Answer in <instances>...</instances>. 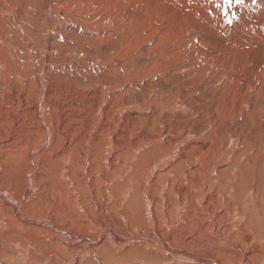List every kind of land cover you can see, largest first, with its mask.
<instances>
[{
    "label": "bare ground",
    "instance_id": "6f19581e",
    "mask_svg": "<svg viewBox=\"0 0 264 264\" xmlns=\"http://www.w3.org/2000/svg\"><path fill=\"white\" fill-rule=\"evenodd\" d=\"M155 1L158 5H160V6L164 5L165 6L163 8V10L165 9V13L163 11V13H164L163 16H165V18L164 17L163 18L166 19L167 23L169 22V25L172 26L170 32L168 33L170 35V37L168 36L170 39L172 37H174L173 35L175 33H177L176 32L177 27H180V25L182 23L184 24V22H186L188 20V18L191 19L193 16L195 17L194 12L196 11V12H199L196 14V16L198 14H200L202 19L204 20V21L202 20L204 24L202 25L201 30H203L204 32H210L211 34L212 33L216 34V39H218V41L217 42L215 41L217 43V44L215 43L216 46L209 47V50L206 51V53H204V55H198L197 51L199 50V48H200V51L203 50V49H201V46L199 47L200 44L197 45L198 46L197 51H195L193 48L188 50L191 47V43H192L191 40L192 39H191V37H188L189 34L185 35V32H184L185 36H183L181 39H176V42L178 40V44L176 43L177 45H175L173 47L158 49V51H159L158 53H157L156 49H152L154 45L156 47L159 45V43H158V45L156 43L158 40L152 41V42H154V44L151 43V44L146 45L145 47L142 48V55L145 53L147 54L148 51L152 52L153 54L156 52V57L158 56V59L153 60V65H150V67H148V71L150 70V72H152L154 70V64L157 63L158 64V67H157L158 72L161 74L163 73V76L161 78L151 77V78L147 79L143 84H140V86L137 88H139V90H140V89H142V87H152L153 88V86H155V85L159 86L157 91L158 90H160V91L158 93L153 92L152 89H149L146 92H153L154 95H156V93H157L158 95L155 96V98H153V99L161 98V100H162L161 103H164V104L171 103V102L176 100L177 106L184 107L187 109V111L188 110L199 111L200 105L198 103L204 104V106H203V109H204L208 105V103L211 101V99L209 98L208 95L210 93H212V100L214 98H216L217 103L216 102L215 103L217 105V108L219 109V111H217V112H219L218 114H220V115H216L214 113V116H213V123H216L218 125H217V128H215L211 134L212 141L202 142L197 138L195 140L190 139V141H188V143L185 144L186 146H184V148L183 147L181 148L178 145L177 149L175 147L178 144V142L179 141L182 142L181 140H178V138L176 140H175V138L174 139L160 138L158 140L155 137L150 138L149 136L146 137V136L141 135L139 138H136V140H130L128 142H125V141L119 142L118 133L120 134V132H123L125 130H124V128L123 129L119 128L120 130L115 129L116 128L115 124L122 122V121H120L118 119L117 122L115 123L116 119L115 120L111 119V117L114 118V113H112V111L109 112L110 107H111V106H109V104L104 105L102 108V112L99 113L100 115L97 116L96 113H98L101 110L97 106V101L93 100V103L91 102L93 104V107L91 110L92 111V117H90L88 115V110H86L87 102H89L90 100L87 102H84V101H82L84 98L83 97L81 101H77L75 104L74 103L70 104V105H72L71 107H74L75 109L78 110L79 114H74V116L72 117V115H71V111L73 112L72 109H70L71 110L70 111L67 106H63L62 108L59 107L60 117L58 116L59 118L57 119V121L53 122L50 119V118H52L53 109L51 112L50 106H47L48 104L46 105V103L44 102V98H43L42 100H40V102H38L35 105L34 110L29 112V113H31L29 115H32V117H34V121L32 122L34 124H32L30 122L29 123V125H30L29 129L25 128L26 126H29V125L26 123V121L23 120L24 117H28L29 115H25V114L15 115V114H13L9 117V121H11L14 124V126H16L18 128V130L11 132L10 135L8 134L9 137L5 139L7 141H3L0 144V158H1L3 151L5 149H7L8 147H11V145L14 144L16 141H22V140L27 138V143L30 144V146H31V145H33L32 141L35 142L36 136H39L40 140L41 139L43 140L41 147L37 151L35 150L36 153L35 152L33 154L30 153L31 155L29 157V160H30L29 166H30V169L32 170V174L27 175V176L24 175V177H21L20 175L11 174V172H10V173H8L7 176H5V180L3 179V182L5 184L3 183V185H0V233L4 232L3 235L5 236V235H8L10 233L15 232V234H13V235L18 236V238H15V239L13 238L12 240L9 237L6 238L5 243L7 245L14 244V246L16 245L18 247H24V245L27 243L25 245L26 246L25 248H27V247L29 248V246L33 247V243L35 244L39 240V236L40 237L44 236V238L45 237L48 238V241L51 240L49 242V245H44V249L47 250V254L49 256H54L55 258L59 257V259H60V257L66 258L69 256H75V254H78V255L80 254L82 257V254H84V253H82L83 252L82 249L84 246L83 244H85V242L88 241V243H89L88 244V251L95 253L96 258H99L98 262H100L101 264H103L106 261H107V264H125V260H128L129 258H130L129 260H133V261L131 263H128V264H154L155 260L157 261V263L160 264L162 262V260H164L165 258H171V257L173 259H177V260H174V262L172 264H250L249 261L251 259L253 260V262H255L254 259H256V258L260 259L262 257L258 250H250V251H246L244 253H239L240 251L238 252L236 249L237 247H240V245H238L239 243L238 244L235 243V242H237V240L234 238V235L244 237V240L246 239L247 241L250 238L249 229L248 228L246 229V223H248V222H246V218H247L246 214L242 215L241 220L239 221L240 222L239 224H236L234 221L227 222L225 220L226 213H224V212L218 213L216 215V218L213 219L212 221L211 220L207 221L204 218V216L206 215L208 217V214L212 213L214 211V207H215L216 202H217V197H216V194L214 192L205 195V200H206L205 202L206 203H204L202 205V207H200V208H195L193 210H190V208H189L190 204H185V201L193 198V196H194V195L192 196L193 191H197V189H199V188H205V187L207 188V186H209L206 184L203 185V183H202L204 181V174H205V170H206L205 164L208 162V160L210 161L211 166H215L214 169L216 171L215 172L216 177L214 178V181L218 183L216 185L214 184L212 187L215 189L219 188V183L221 182L220 179L222 178V176H224V175H222V173H224L225 171L224 170L221 171L216 166L217 165L216 161L218 160L219 154L217 155L215 153L217 155V157H216L215 155H213L214 152L212 153V151L214 149H216L215 146L219 144L218 141L222 140V138L225 136V134L230 135V137L234 138V142H231V143L228 142V144H231V147H232L231 148L232 150H230L229 153H233L232 151L237 152L236 148H238L237 158L236 159L229 158L230 162H228V163H232V165H233V166H231L232 169H230V170L236 169L235 166L240 165L241 160H242L241 156L245 153V151L247 152L249 157L260 156L261 152L264 151V112L261 111V108L262 107L264 108V0H244V2L242 4H237V3H235V0H233L231 7H227L224 3V0H155ZM120 2L121 1H119V4H120ZM132 2H133V0H132ZM139 2H142V1L139 0ZM219 2H220V4H218ZM124 3H123V5H124ZM13 5H14V3H13ZM9 6H11V4ZM200 6H204V7H200ZM124 7L126 8V6H124ZM127 7H128V5H127ZM153 7L155 10V6H153ZM153 7H151V8H153ZM156 9L159 10L158 7H156ZM226 9L228 12L227 18L224 15ZM0 11H2V9ZM9 11H10V9H9ZM210 11L213 12V14L216 13V15H215L216 19H214L215 21H213V22H207L206 17L208 16V14H210L209 13ZM145 14H146V16L148 15L147 13H145ZM4 15H6V13ZM149 15L151 16V14H149ZM152 16L154 17V15H152ZM190 16H192V17L190 18ZM231 16L234 17L236 19V21L232 20L230 18L232 20V23L229 24L228 19ZM183 17H184V19H183ZM159 18H161V17H159ZM150 19H151V17H150ZM198 19L200 20V18H198ZM211 19H213V17ZM239 20L241 21V23L238 22ZM112 21H113V19H112ZM166 21H165V23H166ZM181 21H182V23H181ZM209 21H210V19H209ZM113 22H115V19ZM191 22H192V19H191ZM153 23L155 24V22H153ZM139 24H136V25H139ZM185 24L187 26L188 23H185ZM88 26H90V25H88ZM147 26H148V24H147ZM159 26H161V25L159 24ZM153 27H154L153 29H155L157 31H159V30L161 31V28L162 27L164 28L166 26L162 25V27H160V28H157L155 26H153ZM126 28L128 29L129 27H126ZM183 28H185V27H183ZM110 29H112V28H110ZM136 29H137V27H136ZM192 29H194V28H192ZM90 30H92V29H90ZM141 31H143V30H141ZM196 31H197V29H196ZM96 32H98V31H96ZM122 32H124V30ZM150 32L148 34H150ZM126 33L128 34V32H126ZM155 33H156V31H155ZM213 34L210 36L214 37ZM101 35L110 36L111 33H109V30L107 29V30H102ZM150 35H152V34H150ZM156 35L161 36L157 33H156ZM178 35H179V33H178ZM122 36L125 37V34H123ZM158 36H157V39L159 38ZM179 36H181V35H179ZM88 37H89V35H88ZM137 37L139 38V36H137ZM204 37H206V36H204ZM96 38H94V39H96ZM129 38H130V35H128V37L125 39V43L127 42V40ZM161 38L162 37H160V39ZM165 38L169 39V38H167V36H165ZM201 38H202V36H201ZM109 39H107V40L109 41ZM112 39L113 38L111 37V40ZM145 39H146V37H145ZM147 39H148V37H147ZM154 39H156V38H154ZM216 39L214 38V40H216ZM151 40H153V38ZM171 40H173V42H174L175 39L172 38ZM101 41H104V40H101ZM110 42L111 41H109L108 43H110ZM137 42L138 41H136V43ZM98 43H97V45H98ZM102 44L99 43V45H102ZM132 44L134 45V41ZM173 44H175V43H173ZM213 44H214V41H213ZM133 45H132V47H133ZM136 45H134V46H136ZM193 45H194V43H193ZM127 46H129V45H127ZM143 46H144V44H143ZM129 47H131V46H129ZM104 48H105V46H104ZM113 48H114V46H113ZM111 49H112V47H111ZM121 49H123V48L121 47ZM4 51L5 50H3V53H4ZM130 51L132 52V49ZM187 51H188V53H187ZM150 52H149V55H151ZM193 53L197 54L198 59L201 60V62H200L201 64L196 63L197 66L195 68H191V67H193V65H195L194 62H197V60L194 61V59L197 58V57L195 58V56H197V55L192 57ZM140 54H141V51H140ZM180 54L185 56V60L181 59V61H177L176 58L172 59L174 57L173 55H180ZM170 56L171 57L173 56V57L171 59L170 58L168 59V57H170ZM188 56L191 58H189ZM134 57H136V56H134ZM175 57H178V56H175ZM2 58H3V56H2ZM6 58H8V57H6ZM138 58H140V57H138ZM191 59H192V63L190 62ZM140 60H143V57L140 58ZM180 63H182V64L186 63V65L182 66ZM151 69H152V71H151ZM211 69H213L217 73V75L215 77L212 76L215 72L211 71ZM141 70H143V69H141ZM141 70H139V71L141 72ZM206 70H209V73H211V74L213 73L212 75L207 73L208 74V78L206 77L207 79L205 78V71ZM177 71H178V73L180 72V74H176ZM198 72H202L203 74L202 73L201 74L204 76H201L200 73L198 74ZM156 74H158V73H156ZM139 75H141V74H139ZM175 75H178V76L175 77ZM209 75H211V77H213V78L209 79V77H210ZM107 78H109V76ZM139 78H141V76H139ZM96 79H97V77H96ZM201 80L204 81V83H205L204 85L201 84ZM42 82H43V80H42ZM42 82H41V84H42ZM94 82H96V81L94 80ZM104 82H105V80H104ZM228 82H230V83H228ZM107 83H106V85H107ZM180 83H182V87L179 86ZM226 83H228V84H226ZM78 85H79V82H78ZM109 85L111 86V84H109ZM102 86H103V84H102ZM79 87H80V85H79ZM87 87H89V86H87ZM82 88H84V87H82ZM101 89H102V87H101ZM198 89L200 91H203L205 93V96L201 97L202 96L201 95L198 98H194L195 96H192L194 99L192 97H190L189 94H192L193 90H197L196 92H198ZM84 90H86V89H84ZM98 90H99V88H96L97 92H99ZM13 91H15V90L13 89ZM82 91H83V89H82ZM193 92L195 93V91H193ZM79 93L81 94V92H79ZM44 94H46V92ZM94 94L92 95L91 99L93 98ZM97 94H96V96H97ZM14 95H15V93H14ZM42 95H43V93H42ZM115 95L118 96L117 94H115ZM145 95H146V93H145ZM198 95H199V93H198ZM112 97H110V98L112 99ZM134 98H135V96H134ZM18 99L19 98H17V100ZM49 99H50V97H49ZM117 99H119V97H117ZM5 100H3V101H5ZM69 100H71V98ZM7 101L9 102L8 99H7ZM7 101H5V102H7ZM45 101H47V100H45ZM115 102L116 101H114V102L109 101V103L112 105H114ZM156 103H157V101H156ZM211 103H212V101H211ZM6 106H8V105L6 104ZM30 106H32V104ZM51 107H53V106H51ZM115 107H117V106H115ZM212 107H213V104H212ZM0 108H1V106H0ZM156 108H157V106H156ZM46 109H49V110L47 111ZM79 109H84V110L80 111ZM112 110H114V108ZM45 111H47V113H45ZM137 111H139V110H137ZM158 111H159V109H158ZM182 111H184V110H182ZM161 112H160V114H162ZM241 112L243 113L242 114L243 118H242V120H241V118H238V119H240V120H238L236 118V116L238 113L241 114ZM13 113H15V112H13ZM7 114H8V112H7ZM83 114H85V115H83ZM130 115H131V113H130ZM169 116H170V114H169ZM171 116H173V115H171ZM182 116H185V115H182ZM46 117H49V118H46ZM70 117H72V118H70ZM98 117L100 119L103 118L102 122H98L99 121ZM160 117H163V116L160 115ZM155 118L156 117H154V119ZM165 118L166 117H164V120H165ZM178 118H179V116L177 117V122H179ZM198 118H199L198 119L199 123H198V125H196V132H195L196 135L199 134V132L204 129V128H201V127H204V123L202 122V119L204 117L201 115H198ZM48 119H50L53 122V124ZM72 119L75 121V124H73L72 127L70 126L71 128L68 129L67 124H68V122H71ZM109 119H111V120H109ZM139 119H141V118H139ZM171 119H172V117H171ZM80 120H83V121H81V123L83 122V125L79 127V126H77V122ZM95 121H96V125H98V128L95 129L96 127L95 128L93 127L95 130L89 129L92 124H95ZM2 122H3V119L0 118V127H1ZM92 122H94V123H92ZM125 122H126V120H125ZM161 123H163V122H161ZM124 125H123V127H125ZM11 127H12V125H11ZM162 127H163V125H162ZM15 128H13V130ZM78 128H80V130ZM164 128H166V127H164ZM167 128H168V126H167ZM23 129H25V130H23ZM65 130L67 131V133ZM156 130H155V133H157ZM159 130H157V131L159 132ZM89 131L92 132V135L89 133ZM161 131L162 130H160V132ZM105 134H108L106 136H109V138L104 137ZM145 134H146V132H145ZM147 134H149V132H147ZM150 134H153V133L151 132ZM0 135H2V134H0ZM127 137H128V135H127ZM176 137H177V135H176ZM66 138H67V142H65ZM185 138H186V136H185ZM185 138H183V140H185ZM199 138H201V136ZM202 139H204V138H202ZM103 140H106L108 142V145L111 148L112 155H111V158L108 159L109 165L111 166V168H114L116 163L118 164V161H120L121 156L128 155L127 153H129L130 158L133 157V159H132L133 162L135 160H137V161L134 162L133 165L130 164L129 167L127 166L129 169L131 168V171L129 170L130 172L128 171L129 173H126L125 176H123V178H122L123 181L119 180V178L122 176H120L119 178L117 177L113 180L111 178V181L108 180L109 182H111V185H108L107 187L100 190V186H98L99 188L94 186L95 179H98L95 175L96 169H98V168L102 169V170H99V172H98L101 179L106 181L107 179L110 178V175L108 178V173L110 172V170L109 171L107 169L105 170L104 169L105 166L102 162L103 158H104L103 152L105 151L102 149L103 145L101 144V141L103 142ZM121 140H122V138H121ZM173 140H175V141H173ZM200 142H202V143H200ZM239 144L242 145L241 148H239ZM141 146H144V147H142V149H140ZM19 147H21V146H19ZM25 147H29V146L26 145ZM190 147H194L195 149H202V151H204V152H203V154H201L199 162L197 161V163H196L197 165H192L190 163V165H191L190 167L185 166V167L181 168L180 166H181V164H183L182 163L183 160L185 158H188V156L186 154H188ZM54 148H55V150H56V148L60 149V150L58 152H57V150H56V152H54ZM170 150H175V153L177 154V156L175 155L176 157H174V160L173 161L171 160L168 162L169 164H168V166H166V169L164 167H162V168L165 169V171H164L165 174L164 173L163 174L165 175V177H167L166 179L169 180L168 184L173 185L172 181L174 179H177V181H178V185L176 184L177 187H176L175 192L177 194L176 198L178 200V204H180V206L178 207L179 213L177 214L178 222H180V224L176 229L170 231V234H169L166 231H163L161 226H162L163 221H167L165 219L172 220V218H173V216L171 215L172 210H173V206H174V204L172 205L173 200H169V203L166 206H164V208H162L161 213H158V204L159 203L155 199L156 194H154L155 189L159 186V182H161V180L164 177V176L161 177L162 174L159 173L161 169L159 170V172L157 169H155L157 172L156 171L154 172L155 173V179L151 183V186H149L150 190H147L146 186L142 184V179L144 176H146L147 173H149L148 172L149 170L151 172L152 166L155 163H157L160 158H163V157L166 158L167 157V156L165 157V155ZM4 152H7V151H4ZM190 152H191V149H190ZM220 153H222V152H220ZM173 154L174 153H172V156H174ZM197 155H198V153H197ZM16 157H18V156H16ZM191 157L194 158V155ZM6 158H8V157H6ZM128 158L126 160H128ZM3 159H4V157H3ZM40 159H41V161H40ZM170 159H172V157ZM167 160H168V158H167ZM246 161H247V163H246L247 168H248V166H250L252 164L254 165V167L259 169L260 171L264 168V164L258 163L259 161L255 162L253 159H246ZM4 162H6V160H4ZM58 162L60 165H62V167H61L62 170L65 169L66 167H68L67 168L68 170L73 169V167H75V165L78 164V166H79L78 170L75 171V172H78L76 175L73 176V173L71 172L72 171L71 170V171L65 172V175L62 174L61 178L63 180H67V179H69L70 181L72 180V184L74 186L73 191L78 190L79 193L82 194V198L80 199L79 203L76 202V197H78V196L72 190H69V188L71 186L69 187L68 183L66 186H65L66 183L65 184L64 183L59 184V181H58L59 177L57 179H55L53 182H51L49 180V178H47L45 176V173L44 172L42 173V170L44 169L46 164H48V165H49V163H51V164L56 163L57 164ZM162 162H165V161H162ZM162 162H161V164H162ZM193 162H194V160H193ZM66 163H68L69 166H66ZM198 163L201 164V166H199ZM163 164L161 166H163ZM13 165H16V164H13ZM105 165H107V164H105ZM118 165L120 166V164H118ZM118 165L116 168H118ZM7 166H8V164H7ZM14 167H16V166H14ZM231 167L229 166V168H231ZM5 168L2 171H0V178H1V176H2L1 174L4 172ZM225 168H227V167H225ZM212 169H211V171H212ZM214 169H213V171H214ZM222 169H224V168L222 167ZM262 172L264 173V170ZM262 172H260V173H262ZM151 173H153V172H151ZM253 173H255V172H253ZM19 174H20V172H19ZM184 174H185L187 179H189V177L192 176V178L188 182H190L191 184H194L193 186L195 187L194 190L192 189L193 191L190 190L188 193H185L184 185L182 184L183 179L180 178ZM232 174H234V173H232ZM22 175H23V173H22ZM118 175H122V172L119 174H116V176H118ZM149 175H150V173H149ZM229 175H230V173L227 174L228 178H229ZM255 175L250 176L248 178L247 185L240 186L241 184L237 183V184H234V186L233 185L230 186L233 189V191L235 192L233 195L236 196V199H238L241 202L240 204H242L243 207L247 208V211H249L250 208H252L254 206H256V208H257L258 206L261 205V202H262L261 200L256 199V201H255V199H254L255 195L253 192H255L256 188H258L257 185H258V180H259V178H258V180L256 179ZM169 176H172V178L169 179L168 178ZM233 176H235V175H233ZM260 176H261V174H260ZM148 177H146V179ZM152 178H153V176H152ZM211 178L209 180H211ZM245 179L246 178L243 177V181ZM43 180H47L50 183L45 182L44 186L39 188V185L41 184L40 182H42ZM163 181L164 180H162V182ZM129 182L132 183L131 187H134V186L137 187L135 191H133V189H132L133 192L131 191V187H129ZM226 183H227V181H226ZM229 184H230V182H229ZM35 187H38L39 190H37V191L34 190ZM167 187H169V185ZM239 187H240V189H239ZM227 189H229V188H227ZM100 191H102L103 196L106 197L110 203L112 202L117 207L119 205H121L122 202H124V199H126V201H127L126 204L131 205L130 212L133 215L126 213L127 208L125 210H122L121 216H123V218L126 222L124 223L122 220H119L118 224L116 226V229L120 232H124V231H127L130 229V230L134 231V234H137L136 231H138L137 235L131 234V233H133L131 231H130V234L132 236H130L129 234H128L129 235L128 236V235H126V233L125 234H120V233L118 234L116 231L111 230L112 228L111 229L108 228L109 227L108 225H110V221L107 219V217L104 216V214L106 212H104L105 210H104L103 205L101 204L102 202L97 201V196L99 193H101ZM222 192L223 191H221V193ZM249 192H252V194H249ZM175 201H176V199H175ZM145 203H149L151 205L150 216L145 214V212H147V211L143 209V206ZM237 205L239 207V203ZM106 207H107V205H106ZM123 207H125V206H123ZM159 207H162V206H159ZM28 211H30V213ZM251 212L253 213V211H251ZM245 213H246V210H245ZM257 213L260 217L262 216V215H260V211L258 209L256 210V214ZM256 214L254 212V215H256ZM29 215H34V217H29ZM53 215H55L59 219H56V217L54 219ZM248 215H250V214H248ZM252 218H254V220H257V221H258V219H260L258 217H257L258 219H255V217H252ZM200 219H202V220H200ZM254 220H253V223H254ZM263 220L264 219L262 218V220H261L262 223L260 224V228H261V231L264 232V221ZM255 223H256V221H255ZM167 224L169 226L170 222H168ZM92 226H94L97 229L98 228L102 229V233L100 232V234H101L100 237L98 236V238L97 237L92 238L91 236H88L89 234L87 235L86 230L88 228H91ZM125 226H126V229L124 228ZM255 227H256V225H255ZM71 228H73V229L71 230ZM152 228H154V229H152ZM104 229H106V230L103 233ZM207 229H212L214 231V233H213L214 235L210 236V237H206V235L203 233V231L207 230ZM21 231H28V232L32 231L35 233L37 232L39 236L28 237L26 239L24 245L22 246V241L20 240V236H19L21 234ZM207 234H209V233H207ZM253 234L255 235V233H253ZM263 238H264V236H263ZM42 240H43V238H42ZM232 240L234 241L233 246L235 248L223 247L221 250L217 249L216 245L222 244L223 246H225L226 244H223V243H227V241H232ZM261 240H263V239H261ZM156 243L158 244V246L155 247L157 252H158L157 254L155 253V251L153 252L150 248V247H154ZM39 245H41V243H39ZM227 245H229V244H227ZM9 247L7 249L10 250L11 252H8V255H7L8 261L9 262L12 261L11 263L16 264V262L15 261L13 262V260H12V259H16L17 262L21 263L22 262L21 258L19 256H17L18 255L17 252L14 249H12L13 248L12 246H11L12 248H9ZM50 247H53V249L49 250ZM30 249L31 248L26 250V253L32 259V255L27 252ZM240 249H242V248H240ZM0 252H4V251L0 248ZM204 252H206V253L204 254ZM81 257L77 259L76 263H70V264H84V262L81 260ZM85 257H86V254H85ZM85 257H83V258L86 259ZM55 258L51 259V260L49 259L50 261L49 260L48 261L50 263L49 262L48 263L49 264H56ZM23 259L25 260V258H23ZM92 259H93V257H92ZM237 260H239L240 263ZM63 263H64V261H63ZM89 263H90V260L88 259L87 264H89ZM66 264H67V262H66ZM92 264H94V263H92Z\"/></svg>",
    "mask_w": 264,
    "mask_h": 264
},
{
    "label": "rangeland",
    "instance_id": "374dc122",
    "mask_svg": "<svg viewBox=\"0 0 264 264\" xmlns=\"http://www.w3.org/2000/svg\"><path fill=\"white\" fill-rule=\"evenodd\" d=\"M119 1H121L120 4H119ZM119 1L118 0H0V10L2 9V11H0V13H1L0 14V52H1L0 53V55H1L0 56V106H1L0 118L3 119V122L1 123V127H0V134H2V135H0V144L3 141H7L5 139L9 137L11 132L18 130V128L16 126H14V124L11 121H9V117L11 115H13V114H15V115H20V114L29 115V114H31L29 112L33 111L35 108V105L38 102H40V100H42L44 98V102L46 103V105L48 104L47 106H50L51 112L53 109L52 118H50V119L53 122H55L60 117L59 107L62 108L63 106H67L69 108V110L72 109L73 112L70 110L72 117L74 116V114H79L78 110L75 109L74 107H71L72 105H70V104L71 103L75 104L77 101H81L83 97L84 98L82 101H84V102H87L90 100L89 102H87V106H86V110H88V115L90 117H92V111L91 110L93 107V104H92L93 100L97 101V106L101 110L98 113H96L97 116L100 115L99 113L102 112V108L104 105L109 104V106H111L109 112L112 111V113H114V118L111 117V119L112 120L116 119L115 123L117 122L118 119L120 121H122V122L115 124V127H116L115 129H119V128L123 129L124 128V130H125L123 132H120V134L118 133L119 142H124V141L128 142L130 140H136V138H139L141 135L146 136V137L149 136L150 138L155 137L158 140L160 138H164V139H166V138L167 139H174L175 138V140L178 138V140H181L182 142H180V141L178 142V144L175 147L177 149L178 145H179V147L184 148V146H186L185 144H187L188 141H190V139L195 140L197 138L202 142L212 141L211 134H212L213 130L215 128H217V125H218L216 123H213V116H214V113L216 115H220V114H218L219 112H217V111H219V109L217 108V105H216V103H217L216 98H214L212 100V93H210L208 95L209 98L211 99L212 103L210 101L208 103L209 106L207 105L205 107L206 109L205 108L203 109L204 104L198 103L200 105L199 111H195V110L194 111L193 110L187 111L186 108L177 106L176 100L171 102V103L164 104V103H161V101H162L161 98L153 99V98H155V96L158 95L157 93L160 91V90L157 91L159 86H156V85L153 86L154 89L152 87H142V89H140V90L137 87H139L140 84H143L147 79H149L151 77L161 78L163 76V73L161 74L158 72V68H157L158 64L157 63H156L157 65L154 64V70L152 71V69H151V71L153 73L150 72V70L148 71V67H150V65H153V60L158 59V56L156 57V52L153 54L150 51H148L147 54L145 53L142 55V48L143 47H145L146 45H149L151 43L154 44V42H152V41L158 40L156 43H157V45L159 43V45L157 47L154 45L152 48V49H156L157 53H158L159 52L158 49L173 47V46L178 44V40L176 42V39H181L183 36L189 34L188 37H191L192 43H191V47L188 50L193 48L195 51H197L198 50L197 45L200 44L199 47L201 46V49H203V50L200 51V48H199V50L197 51L198 55H204V53H206V51L209 50V47L216 46V44H217L216 42L218 41V39H216V34L212 33L214 35V37H212V36H210V35H212L210 32H204L203 30H201V27L204 24L203 23L204 20L202 19L200 14H198L196 16V14L199 12L195 11L196 12V13L194 12L195 17L192 15L193 13L191 14L193 17L190 16V18L192 17L191 18L192 22H191V19H189V18H188V20L190 22L188 20H187L188 22L187 21L184 22V24L188 23L187 26H186V24L184 25L181 21L182 24L180 23L181 24V25L179 24L180 27H177V29H176L177 33H175L173 35L174 37L171 36L173 39H175L173 42V40H171L172 38L170 39L169 38L170 35L168 34L170 32L172 26L169 25V22L167 23L166 19H164L165 16H163V14L165 13V9L163 10V8L165 7L164 5H161V6L158 5L155 0H140L142 2H139V0H136V1L133 0V2H132V0H130V1L129 0H127V1L126 0H119ZM13 3H14V5H13ZM123 3H124V5H123ZM10 4H11V6H9ZM218 4H220V2ZM127 5H128V7H127ZM124 6H126V8ZM150 6L151 7L155 6V10H154V7L151 8ZM156 7H158L159 10L161 8L162 9L159 11L156 9ZM200 7H204V6H200ZM9 9H10V11H9ZM150 11L151 12L153 11V12L151 13ZM163 11H164V13H163ZM2 12L4 14L6 13V15H4ZM145 13H147L148 15L146 16ZM209 13H210V14H208L209 17L208 16L206 17L207 22L215 21L214 19H216V16H215L216 13L213 14V12H211V11ZM149 14H151V16ZM152 15H154V17ZM150 17H151V19H150ZM159 17H161V18H159ZM197 17L200 18V20ZM210 17L211 18L213 17V19H211ZM229 18L236 21V19L232 16ZM112 19H113V21L115 19V22H113ZM183 19H184V17H183ZM209 19H210V21H209ZM165 21H166V23H165ZM106 22L107 23L109 22V23L107 24ZM153 22H155V24ZM238 22L241 23L240 20ZM136 24H139V25H136ZM147 24H148V26H147ZM159 24L161 26H159ZM88 25H90V26H88ZM162 25H165L167 28L166 27L163 28ZM153 26H155L157 28L162 27L161 31L160 30L157 31V30L153 29L154 28ZM126 27H129V28L127 29ZM136 27H137V29H136ZM183 27H185V28H183ZM110 28H112V29H110ZM192 28H194V29H192ZM90 29H92V30H90ZM107 29L109 30V33H111L110 36L114 40L113 39L111 40V37L108 36L109 34L107 35L108 37L101 35L102 30H107ZM140 29L143 31H141ZM196 29H197V31H196ZM123 30L125 33L122 32ZM96 31H98V32H96ZM155 31L157 34H159L161 36L156 35ZM126 32H128V34ZM149 32L152 35L148 34ZM184 32H185V35H184ZM178 33L181 36H179ZM123 34H125V37L122 36ZM88 35H89V37H88ZM128 35H130V38L125 43V39L128 37ZM137 36H139V38ZM157 36L159 37L158 39H157ZM165 36H167V38H169V39H166ZM201 36H202V38H201ZM204 36H206V37H204ZM145 37H146V39H145ZM147 37L149 40L147 39ZM160 37H162V38L160 39ZM94 38H96V39H94ZM152 38H153V40H151ZM154 38H156V39H154ZM214 38L216 40H214ZM107 39H109V41H111V42L108 43L109 41ZM101 40H104V41H101ZM133 41H134V45L137 44L136 46H134L132 44ZM136 41H138V42L136 43ZM213 41H214V44H213ZM98 42L100 44H102V43L103 44L99 45ZM97 43L99 46L97 45ZM173 43H175V44H173ZM193 43H194V45H193ZM143 44H144V46H143ZM127 45H129L131 47L133 45V47L131 48ZM104 46H105V48H104ZM113 46H114V48H113ZM111 47H112V49H111ZM121 47L123 49H121ZM130 48L132 49V52L130 51L131 50ZM3 50H5L4 53H3ZM140 51H141V54H140ZM149 52L153 57L151 55H149ZM187 53H188V51H187ZM192 55H193L192 57H194L197 54L193 53ZM198 55L195 56V58L196 57L197 58L194 59V61L197 60V62H194L195 65H193V67H191V68H195L197 66L196 63L201 64L200 63L201 60L198 59ZM2 56H3V58H2ZM134 56H136V57L138 56L140 58L143 57V60H140V58H138V57L136 58ZM173 56H172L173 58L170 56V57H168V59L169 58L170 59L176 58L177 61H181V59L185 60V56L182 54L173 55ZM175 56H178V57H175ZM6 57H8V58H6ZM189 58H191V57H189ZM190 62L192 63V59L190 60ZM180 64L182 66L186 65V63H184V64L180 63ZM141 69H143V70H141ZM139 70H141V72ZM206 71H205V78L206 77L208 78L207 73H209V70H206ZM211 71L215 72L213 69H211ZM138 73L141 75H139ZM156 73H158V74H156ZM199 73L201 76H204V75H202L203 74L202 72H198V74ZM176 74H180V72L178 73V71H177ZM209 74H211V73H209ZM211 75H209L210 76L209 79L210 78L212 79L213 77H215L217 75V73L215 72L212 75L213 77H211ZM108 76H109V78H107ZM139 76H141V78H139ZM176 76H178V75H175V77ZM96 77H97V79H96ZM42 80L44 83L42 82ZM94 80L96 82H94ZM104 80H105V82H104ZM77 81L79 82L80 87H79ZM41 82H42V84H41ZM106 83H107V85H106ZM228 83H230V82H228ZM228 83H226V84H228ZM102 84H103V86H102ZM109 84H111V86ZM201 84L204 85L205 84L204 81L201 80ZM87 86H89L91 89ZM179 86L182 87V83H180ZM82 87H84V88H82ZM101 87H102V89H101ZM96 88H99V90H98L99 92L96 91ZM13 89L15 91H13ZM82 89H83V91H82ZM84 89H86V90H84ZM149 89H152L153 92H157L156 95H154L153 92H146ZM193 91H195L196 94ZM193 91H192V94H189L190 97L195 96L194 98H198L201 95H202L201 97L205 96V93L203 91H200L199 89H198V92H196L197 90H193ZM13 92L15 93V95ZM45 92H46V94H44ZM79 92H81V94ZM42 93H43V95H42ZM145 93H146V95H145ZM198 93H199V95H198ZM93 94H94V96L91 99ZM96 94H97V96H96ZM115 94H117L118 96H116ZM134 96H135V98H134ZM49 97H50V99H49ZM110 97H112V99ZM117 97H119V99H117ZM17 98H19V99L17 100ZM70 98H71V100H69ZM7 99L9 100V102L7 101ZM3 100H5L7 102H5ZM45 100H47V101H45ZM109 101L110 102L116 101V102L114 103V105H112L109 103ZM156 101H157V103H156ZM5 103L8 106H6ZM30 103L32 104V106H30L31 105ZM212 104H213V107H212ZM51 106H53V107H51ZM115 106H117V107H115ZM156 106H157V108H156ZM113 108H114V110H112ZM158 109H159V111H158ZM46 110L48 111L49 109H46ZM79 110L82 111L84 109H79ZM137 110H139V111H137ZM182 110H184V111H182ZM47 111H45V113H47ZM261 111L264 112L263 107L261 108ZM7 112H8V114H7ZM13 112H15V113H13ZM160 112L163 115L160 114ZM130 113H131V115H130ZM85 114H83V115H85ZM169 114H170V116H169ZM242 114H243L242 112H241V114L238 113L236 118L237 119L241 118V120H242V118H243ZM160 115L163 117H160ZM171 115H173V116H171ZM182 115H185V116H182ZM198 115H201L204 117L202 119V122L204 123V127H201L204 129L201 130L199 132V134H197L198 135L197 136L195 134V132H196V125H198V123H199ZM178 116H179L178 121L180 123L177 122ZM72 117H70V118H72ZM154 117H156V118L154 119ZM164 117H166L165 120H164ZM171 117H172V119H171ZM46 118H49V117H46ZM139 118H141V119H139ZM50 119H48V120L51 121ZM98 119H99L98 122H102V120H103V118L100 119L99 117H98ZM111 119H109V120H111ZM23 120L26 121V123L29 125L30 122L32 123L34 121V117H32V115H29L28 117H24ZM125 120H126V122H125ZM180 120L181 121L183 120V121L181 122ZM238 120H240V119H238ZM52 121H51V123L53 124ZM81 121H83V120H80L77 122V126L80 127L83 125V122L81 123ZM160 121L163 123H161ZM92 123H94V122H92ZM32 124H34V123H32ZM73 124H75V121L72 119L71 122H68V124H67L68 129L71 128ZM11 125H12V127H11ZM123 125L125 127H123ZM162 125H163V127H162ZM167 126H168V128H167ZM91 127L89 129L95 130L98 128V125H96V121H95V124L91 125ZM93 127L94 128L96 127V128L94 129ZM164 127H166V128H164ZM13 128H15V129L13 130ZM25 128L29 129L30 125L26 126ZM78 129L80 130V128H78ZM156 129L157 130L160 129L164 133L162 131L160 132V130L158 132ZM23 130H25V129H23ZM155 130L157 133H155ZM145 132H146V134H145ZM147 132H149V134H147ZM151 132L153 134H150ZM66 133H67V131H66ZM89 133L92 135L91 131H89ZM106 135H108V134H105L104 137L109 138V136H106ZM127 135H128V137H127ZM176 135H177V137H176ZM185 136H186V138H185ZM200 136H201V138H199ZM121 138H122V140H121ZM183 138H185V140H183ZM202 138H204V139H202ZM175 140H173V141H175ZM42 141L43 140L42 139L40 140L39 136H36L35 142L32 141L33 145L30 146V144L27 143V138H26L22 141H16L14 144L11 145V147H8L7 149L4 150L7 152L3 151L2 157H1L2 159L0 158V160H1L0 161V171H2L5 167L6 168H5L4 172L1 174L2 176L3 175L4 176L3 177L1 176V178H0V185H3V183H4L3 179L5 180V176H7L8 173H10V172H11V174L20 175L21 177H24V175L27 176V175L32 174V170L30 169V166H29V164H30L29 157L34 152L36 153V151L41 147V144L43 143ZM65 142H67V138H66ZM202 142H200V143H202ZM218 142H219V144L216 145L215 148L219 152L216 149H214L212 151V153L214 152L213 155H215L216 157L219 154L218 160L216 161V164H217L216 166L221 171L222 170L225 171L224 172L225 174L222 173V175H224V176H222V178L220 179L221 182L219 183V188L215 189L212 187L214 184L216 185L218 183L214 181V178L216 177V175H215L216 171L214 169L215 166H211L210 161L208 160L209 163L207 162L205 164L206 170H205V174H204V181L202 182L203 185H205V184L209 185V186H207V188L206 187L205 188H199V189H197V191H193L195 189V187L193 186L194 184H191L190 182H188V181H190L192 176H190L189 179L186 178L185 174L180 177L183 179L182 184L184 185L185 193H188L191 190V191H193L192 196L193 195L195 196V197L193 196V198H192L193 200L192 199L186 200L185 204H190V207H189L190 210H193L195 208H200V207H202V205L204 203H206L205 202L206 201L205 195L214 192L216 194V197H217V202H216V205L214 207L215 212L213 211L212 213H209L208 217L206 215L204 216V218L207 221H210V220L212 221L213 219L216 218V215L218 213L224 212V213H226L225 220L227 222L234 221L236 224H239L240 223L239 221L241 220L242 215L246 214V216H247L246 222H248V223H246V229L247 228L249 229L250 238L247 241L246 239L244 240V237L234 235V238L237 240V242H235V243L236 244L239 243L238 245H240V247H237L236 249L238 252L240 251L239 253H244V252L250 251V250H258L262 257L260 259L259 258L254 259L255 262H253V260L251 259L252 261L250 260L249 263L250 264H255V263L256 264H264V238H263L264 232L261 231V228H260V224L262 223L261 220H262V218L264 219V182H263L264 181V178H263L264 173L262 172L264 170V168L260 171L259 169L254 167L253 164L248 166V168L246 166V163H247L246 159H253L255 162L259 161L258 163L264 164V159H263L264 158V153H263L264 151L261 152V154H260L261 157L260 156L249 157V155L245 151V153L241 156L242 160H241L240 165L235 166L236 169L230 170V169H232L231 166H233V165H232V163H228V162H230L229 158L236 159L237 153H238V148H236L237 152L232 151L233 153H229V151L232 150L231 149L232 147H231V144H228V142L229 143L234 142V138L230 137V135L225 134V136L222 138V140H219ZM101 144L103 145L102 149L105 150L103 152L104 158H103L102 162L105 166L104 169L105 170L107 169L108 171L110 170V172H109L110 174L108 173V178H109V175H110V178L107 179L106 181L101 179L98 172H99V170H102V169H100V168L96 169L95 175L98 179H95L94 186L97 188H99L98 186H100V190L107 187L108 185H111V182L108 181V180L111 181V178L113 180L117 177L119 178L120 176H122L119 178V180L123 181L122 180L123 176H125L126 173H129L131 171V168L130 169L128 168L129 165L130 164L133 165L134 162L137 161V160H135L133 162V160H132L133 157L130 158L129 153H127L128 154V155H126L127 157L125 155L121 156L120 161H118V164H120V166L116 163L115 167L111 168V166L109 165V160H108L109 158H111V155H112L111 148L108 145V142L106 140H103V142L101 141ZM26 145L29 147H25ZM19 146H21V147H19ZM142 147H144V146H141L140 149H142ZM241 147H242V145L239 144V148H241ZM190 149H191V152H190ZM56 150L58 152L60 149L56 148ZM56 150L54 148V152H56ZM170 151H168L167 154L165 155V157L167 156L166 158H164V157L160 158L158 161L159 163L157 162L152 166L151 172H153V173H151L149 170L148 172L150 173V175H149V173H147L146 176H144L142 179V184L146 186L147 190H150L149 186H151V183L155 179V173H154L156 171L155 169H157L158 172L161 169L159 173L162 174L161 177L164 176L162 179V180H164L163 181L164 183L162 182V180H161V182H159V186L155 189L154 194H156L155 199L159 203L158 204V213H161L162 208H164V206H166L169 203V200H173L172 205L174 204V206H175V207L173 206V210H172V214H171L173 216V218H172V220L165 219L167 221H163L162 226H161L163 231H166L169 234H170V231L176 229L180 224V222H178V217H177V214L179 213L178 207L180 206V204H178V200L176 198L177 194L175 192L176 187L178 185V181H177V179H174L172 181L173 185L168 184L169 180L166 179L167 177H165V175H164L165 174L164 171L166 169V166H168V164H169L168 162L171 160L173 161L174 157L177 156V154L175 153V150H170ZM203 152L204 151H202V149H195L194 147H190L188 154H186L188 156V158H185L183 160V162H182L183 164H181L180 167L181 168H183L185 166L190 167L191 166L190 163L192 165H197L196 163H197V161L199 162L200 156H201V154H203ZM220 152H222V153H220ZM172 153H174L173 154L174 156H172ZM197 153H198V155H197ZM193 155H194V158L191 157ZM16 156H18V157H16ZM3 157H4V159H3ZM6 157H8L9 159ZM169 157L170 158L172 157V159H170ZM127 158H128V160H126ZM167 158H168V160H167ZM4 160H6L7 163L4 162ZM161 160L165 161V162H162ZM193 160H194V162H193ZM40 161H41V159H40ZM161 162H162V164L164 163L163 166H161L162 165ZM7 164H8V166H7ZM13 164H16V165H13ZM105 164H107V165H105ZM117 165H118V168H116ZM198 165L201 166V164H199V163H198ZM14 166H16V167H14ZM66 166H69V164L66 163ZM221 166L224 169H222ZM229 166L231 168H229ZM61 167H62V165H60L59 162L57 164L56 163L55 164L49 163V165L48 164L45 165L44 169L42 170V173L44 172L45 176L47 178H49V180L51 182H53L55 179H57L59 177L58 178L59 184H61V183L65 184L66 183L65 184V186H66L68 183L69 187L71 186L69 188V190L73 191L74 186L72 184V180L71 181L69 179L63 180L61 177H62V174L65 175V172H68L71 170H72L71 172L73 173V176L76 175L78 172H75V171L78 170L79 166H78V164H76L75 165L76 168L73 167V169H69V170L67 169L68 167H66L63 170L61 169ZM162 167H164L165 169ZM225 167H227V168H225ZM212 168L214 169V171ZM211 169H212V171H211ZM52 170L53 171L55 170V171L53 172ZM19 172H20V174H19ZM118 172L119 173L122 172V175L116 176V174H119ZM253 172H255V173H253ZM260 172H262V173H260ZM22 173H23V175H22ZM228 173H230L229 178L227 176ZM232 173H234V174H232ZM260 174H261V176H260ZM233 175H235V176H233ZM254 175H255L257 180L259 178L258 185H257L258 188H256L255 192H253L255 195L254 199H255V201H256V199H258V200H261L262 202H261V205L258 206L259 208L258 207L256 208V206H254V207L250 208L249 211H247V208L243 207V205L240 204L241 202L238 199H236V196L233 195L235 192L233 191V189L230 186L231 185L234 186V184H237V183L241 184L240 186L247 185L248 178L250 176H254ZM152 176H153V178H152ZM146 177H148V178L146 179ZM243 177L246 178L244 181H243ZM168 178L171 179L172 176H169ZM210 178H211V180H209ZM226 181H227V183H226ZM42 182H40L41 184L39 185V188L44 186L45 182L50 183L47 180H43ZM229 182H230V184H229ZM168 185H169V187H167ZM131 186H132V183L129 182V187H131ZM39 188L35 187L34 190L37 191V190H39ZM136 188H137L136 186L131 187V191H132V189H133V191H135ZM225 188L226 189L229 188V189L226 190ZM239 189H240V187H239ZM221 191H223V192L221 193ZM73 192L78 196V197H76V202L79 203L80 199L82 198V194L79 193L78 190H74ZM100 192L101 193H99L97 196V201L102 202L101 204L104 207V210H105L104 212H106L104 214V216L107 217V219L110 221V225H108L109 227L108 226L107 227L109 229L112 228L111 230L116 231L118 234L119 233L120 234L126 233V235L129 234L130 236H132L131 234L137 235L138 231H136L137 234H134V231H132L130 229L127 231H124V232H120L116 229V226H117L119 220H122L124 223L126 222L124 220L123 216H121L122 210H125L127 208L126 213L133 215L130 212L131 205L126 204V202H127L126 199H124V202H122L121 205H119L117 207L112 202L110 203L109 200L103 196L102 191H100ZM249 194H252V192H249ZM175 199H176V201H175ZM238 203H239V207L237 205ZM106 205H107V207H106ZM123 206H125V207H123ZM159 206H162V207H159ZM150 208H151V205L149 203H145L143 206V209L147 211V212H145V214H147L148 216H150ZM244 209L246 210V213H245ZM255 209L256 210L258 209L260 211V215H262L261 217L258 215V213L256 214ZM251 211H253V213ZM28 212L30 213V211H28ZM254 212L256 215H254ZM248 214H250V215H248ZM29 217H34V215H29ZM55 217L56 216L53 215L54 219H55ZM252 217H255V219H258V218H260V219H258V221H257V220H254V218H252ZM56 219H59V218L56 217ZM200 220H202V219H200ZM253 220H254V223H253ZM255 221H256V223H255ZM168 222H170L169 226L167 224ZM255 225H256V227H255ZM73 228H71V230ZM124 228L126 229V226ZM152 229H154V228H152ZM105 230L106 229L103 230V233ZM86 231H87V235L89 234L88 236H91L92 238H96V237L98 238V236L100 237V235H101L100 232L102 233V229H100V228L97 229L94 226H92L91 228H88ZM130 231L133 233L130 234ZM203 233L206 235V237H210V236L214 235L213 234L214 231L212 229L204 230ZM207 233H209V234H207ZM253 233H255V235ZM3 234H4V232L0 233V240L2 241V242L0 241V248L4 251V252H0V264H14V263H11L12 261L9 262L8 257H7L8 252H11L10 250L7 249L10 245L13 248L11 246L9 248L14 249L18 254L17 256H19L21 258V261H22L20 263V262H17L16 259H12L13 262L14 261L16 262V264H47L51 259L55 258L54 256H49L47 254V250L44 249V245H49V242L51 240L48 241V238H46V237L44 238V236L40 237L37 232L35 233L32 231H29V232L28 231H21V234L19 235L20 240L22 241V246L24 245V243L28 237L39 236V240L35 244L33 243V247L29 246V248H31V249L29 251H27L29 254L32 255V259L26 253V250L29 249L28 247L25 248L26 247L25 245L27 243L24 245V247H18L16 245L14 246V244L7 245L5 243L6 238H8V237L11 240L13 238L14 239L18 238V236L13 235V234H15V232L10 233V234L5 235V236ZM42 238H43V240H42ZM261 239H263V240H261ZM39 243H41V245H39ZM233 243H234V241L232 240V241H227V243H223V244H226L225 246H223L222 244H218L216 246H217V249H220V250L223 247L235 248L233 246ZM88 244H89L88 241L85 242V244H83L84 246L82 249V251H83L82 253H84V254H82V257L80 254L79 255L75 254V256H69L66 258L60 257V259H59V257H56L55 258L56 264H58V263L59 264H66V262H67V264L76 263L77 259L80 257H81V260L84 262V264H87L88 259L90 260L91 264L92 263L101 264L100 262H98L99 258H96L95 253L88 251ZM227 244H229V245H227ZM157 246H158V244L156 243L154 247H150L151 250L153 252L155 251L156 254L158 253L156 248H155ZM240 248H242V249H240ZM51 249H53V247H50L49 250H51ZM205 253L206 252H204V254ZM85 254H86V257H85ZM83 257H85L86 259H84ZM92 257H93V259H92ZM23 258H25V260ZM129 259L125 260V264L131 263L133 261V260H129ZM174 260H177V259H173L172 257L171 258H165L164 260H162V262L160 264H163L164 262H165L164 264H169V263L172 264L174 262ZM63 261H64V263H63ZM237 261L240 263L239 260H237ZM156 263H157V261L155 260L154 264H156ZM103 264H107V261L104 262ZM157 264H159V263H157Z\"/></svg>",
    "mask_w": 264,
    "mask_h": 264
},
{
    "label": "snow or ice",
    "instance_id": "6c2138e0",
    "mask_svg": "<svg viewBox=\"0 0 264 264\" xmlns=\"http://www.w3.org/2000/svg\"><path fill=\"white\" fill-rule=\"evenodd\" d=\"M244 2V0H235V3L237 4H242ZM224 3L227 7H231L232 3H233V0H224ZM225 17L227 18L228 17V12H227V9L225 10V13H224ZM234 15V14H233ZM228 23L231 24L232 23V20L229 18L228 19Z\"/></svg>",
    "mask_w": 264,
    "mask_h": 264
}]
</instances>
